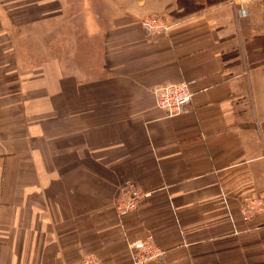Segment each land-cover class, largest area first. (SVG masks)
<instances>
[{"label": "crops", "instance_id": "0c3cea01", "mask_svg": "<svg viewBox=\"0 0 264 264\" xmlns=\"http://www.w3.org/2000/svg\"><path fill=\"white\" fill-rule=\"evenodd\" d=\"M176 81L191 100L167 117L154 91ZM131 184L147 196L120 215ZM247 195L264 203V0H0V264H134L148 235L138 264H264Z\"/></svg>", "mask_w": 264, "mask_h": 264}, {"label": "built area", "instance_id": "2783aa9c", "mask_svg": "<svg viewBox=\"0 0 264 264\" xmlns=\"http://www.w3.org/2000/svg\"><path fill=\"white\" fill-rule=\"evenodd\" d=\"M250 0H229L238 16H245L248 13ZM142 27L149 32L167 30V25L159 16H145L140 20ZM154 99L157 107L167 117L176 116L190 102L191 91L186 81L163 83L154 91ZM147 196L136 186L127 185L121 189V195L114 203L116 212L120 215L137 208L142 198ZM264 212L263 200L255 195H247L242 198L239 205V214L243 220H250ZM136 250L132 253L133 263L138 264L144 261L156 259L161 250L153 244V238L148 235L145 239L134 240L131 245ZM78 264H103L94 254L85 255Z\"/></svg>", "mask_w": 264, "mask_h": 264}, {"label": "rangeland", "instance_id": "374dc122", "mask_svg": "<svg viewBox=\"0 0 264 264\" xmlns=\"http://www.w3.org/2000/svg\"><path fill=\"white\" fill-rule=\"evenodd\" d=\"M50 28H53V27H50ZM50 28H49V30H50ZM53 38V37H52ZM48 48L50 49V51L53 53H55V48H56V44L53 42V40H52V42L51 43H49L48 45ZM58 48V47H57ZM64 54V53H63ZM64 60H66V59H64ZM71 59L69 58V59H67L66 60V64L68 65V66H70V64H71Z\"/></svg>", "mask_w": 264, "mask_h": 264}]
</instances>
